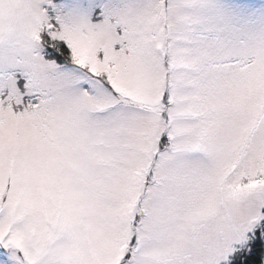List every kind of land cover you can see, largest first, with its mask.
<instances>
[{"label": "snow or ice", "instance_id": "snow-or-ice-1", "mask_svg": "<svg viewBox=\"0 0 264 264\" xmlns=\"http://www.w3.org/2000/svg\"><path fill=\"white\" fill-rule=\"evenodd\" d=\"M0 264H264V0H0Z\"/></svg>", "mask_w": 264, "mask_h": 264}]
</instances>
